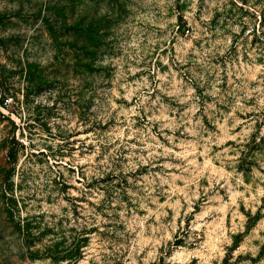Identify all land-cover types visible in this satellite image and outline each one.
Returning <instances> with one entry per match:
<instances>
[{"label":"rangeland","instance_id":"1","mask_svg":"<svg viewBox=\"0 0 264 264\" xmlns=\"http://www.w3.org/2000/svg\"><path fill=\"white\" fill-rule=\"evenodd\" d=\"M0 264H264V0H0Z\"/></svg>","mask_w":264,"mask_h":264},{"label":"trees","instance_id":"2","mask_svg":"<svg viewBox=\"0 0 264 264\" xmlns=\"http://www.w3.org/2000/svg\"><path fill=\"white\" fill-rule=\"evenodd\" d=\"M10 158H11V164H13L15 162V159H16L15 155L10 154Z\"/></svg>","mask_w":264,"mask_h":264}]
</instances>
